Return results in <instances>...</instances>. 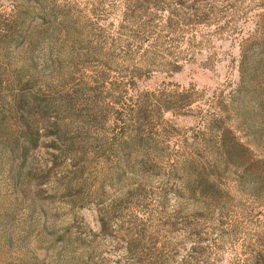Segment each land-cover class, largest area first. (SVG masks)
Listing matches in <instances>:
<instances>
[{
  "label": "rangeland",
  "instance_id": "obj_1",
  "mask_svg": "<svg viewBox=\"0 0 264 264\" xmlns=\"http://www.w3.org/2000/svg\"><path fill=\"white\" fill-rule=\"evenodd\" d=\"M262 38L264 0H0V264H264Z\"/></svg>",
  "mask_w": 264,
  "mask_h": 264
},
{
  "label": "trees",
  "instance_id": "obj_2",
  "mask_svg": "<svg viewBox=\"0 0 264 264\" xmlns=\"http://www.w3.org/2000/svg\"><path fill=\"white\" fill-rule=\"evenodd\" d=\"M24 22L22 23H19V18H16L14 19V21H10L8 22L7 25H4V30L6 31H9V32H6V34L8 33V36H11L10 39L12 41H18L19 39H24L28 45H32V41H33V35L31 32H28L26 30V28L24 27L23 25ZM10 25V26H9ZM15 30H12L14 29ZM256 46H257V51H258V54L256 55H252V56H249L250 55V52L251 50L253 51L254 48L252 49L253 47V44H246L244 46L241 47V52H240V57H241V60H240V65H239V73H240V87L238 90H241L242 89V83H243V78H242V73H243V68L245 66V68H247L249 62H253L254 65H257V67H264V38H262L260 41H258L256 43ZM259 55V58H257ZM244 68V69H245ZM4 126L2 125V122L0 120V134L5 133V130H4ZM224 163L225 164H228V161L230 162V164L232 166H235L236 164L234 162H231L229 159L231 158H222Z\"/></svg>",
  "mask_w": 264,
  "mask_h": 264
}]
</instances>
